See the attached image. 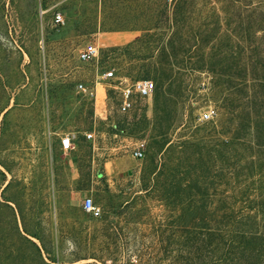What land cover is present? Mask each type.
Here are the masks:
<instances>
[{
	"label": "rangeland",
	"instance_id": "obj_1",
	"mask_svg": "<svg viewBox=\"0 0 264 264\" xmlns=\"http://www.w3.org/2000/svg\"><path fill=\"white\" fill-rule=\"evenodd\" d=\"M143 78L154 92L122 112L118 86ZM42 120L94 132L95 173L139 141L144 157L82 189L88 153L29 148ZM226 205L256 233L236 261L263 264L264 0H0V264H227Z\"/></svg>",
	"mask_w": 264,
	"mask_h": 264
},
{
	"label": "crops",
	"instance_id": "obj_2",
	"mask_svg": "<svg viewBox=\"0 0 264 264\" xmlns=\"http://www.w3.org/2000/svg\"><path fill=\"white\" fill-rule=\"evenodd\" d=\"M40 124H42L43 127H40L41 132L39 133V135L37 134L35 128H33V131L35 132L29 135V148L31 147L33 151L38 150L42 153V155H51L52 157L63 158V156L65 155L67 157H70V161L72 163L77 164L81 161L82 157L86 155V153L90 155V159L92 158V165L89 171H85L86 173L89 172V179H86L88 183L82 189H89L91 187H94V184L100 181V178H98L99 176L104 177L106 174H108V172H112L113 170L115 172H118V174L125 172L127 175H129L136 166L137 159L133 158L132 155H129L123 163L113 160V166L110 165V169L107 168L108 160L106 159L103 162L101 169H96L95 173L93 163L95 157L99 155L100 147L96 146L95 139L92 142L85 140L83 134H86L88 132H85L83 130V127H80V129L74 133H68L53 130L51 122L48 121L44 122V120H42L40 121ZM92 133L94 134V132ZM67 136L71 138L72 147L69 149H64L61 145V139ZM89 144H92V147L89 146ZM63 163L66 165L65 160L63 161ZM78 178H80V172L78 169H74L72 180H78Z\"/></svg>",
	"mask_w": 264,
	"mask_h": 264
},
{
	"label": "built area",
	"instance_id": "obj_3",
	"mask_svg": "<svg viewBox=\"0 0 264 264\" xmlns=\"http://www.w3.org/2000/svg\"><path fill=\"white\" fill-rule=\"evenodd\" d=\"M53 21L57 26H64L67 23V17L63 12L57 11L53 15ZM100 46L97 41L91 40L84 44L77 52V58L80 62H91L98 59L100 55ZM116 78L115 70L112 68H106L99 71L97 79L100 82L109 81ZM120 105L119 108L122 112H129L132 110L136 97L149 98L155 90V83L152 79L143 78L132 82L124 83L118 86ZM211 113L204 112L201 119L207 120L210 118ZM89 140H94V134L88 132L85 134ZM61 145L64 149L72 147V141L70 137H64L61 139ZM145 154V141H139L131 151V155L135 159H142ZM82 207L92 217H99L102 213V209L97 205L94 199L87 196L83 199Z\"/></svg>",
	"mask_w": 264,
	"mask_h": 264
},
{
	"label": "trees",
	"instance_id": "obj_4",
	"mask_svg": "<svg viewBox=\"0 0 264 264\" xmlns=\"http://www.w3.org/2000/svg\"><path fill=\"white\" fill-rule=\"evenodd\" d=\"M227 238L223 242L221 258L227 264H238L236 259H240L238 253L241 251L257 249L254 241V234H250V227H245L243 219L235 215V211L230 205H226V210L221 219ZM252 235L253 237H249ZM239 251V252H238ZM258 251V250H255ZM264 261V260H263ZM264 264V263H263Z\"/></svg>",
	"mask_w": 264,
	"mask_h": 264
}]
</instances>
